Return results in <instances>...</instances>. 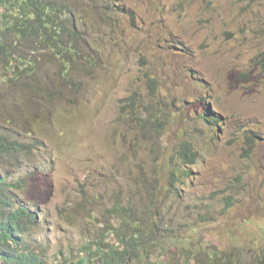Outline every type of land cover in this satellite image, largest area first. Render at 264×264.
<instances>
[{
  "label": "rangeland",
  "instance_id": "374dc122",
  "mask_svg": "<svg viewBox=\"0 0 264 264\" xmlns=\"http://www.w3.org/2000/svg\"><path fill=\"white\" fill-rule=\"evenodd\" d=\"M122 1L132 16L121 18L117 39L105 19L84 39L97 45L101 62L78 89L57 78L51 50L27 80L54 82L64 93L60 104L41 111L42 127L19 119L39 128L33 137L44 147L9 179L26 186L15 191L19 202L39 208L33 238L47 249V264L106 242L116 224L110 210L127 196L159 211L168 197H155L151 172L157 162L160 184L167 185L160 164L169 160L176 171L172 158L184 142L199 161L178 186L180 211L209 204L202 208L215 210V222L203 233L213 240L238 234L263 246L264 0ZM131 96L159 121L133 110ZM13 99L11 87L0 84V105ZM203 106L220 124L202 119Z\"/></svg>",
  "mask_w": 264,
  "mask_h": 264
},
{
  "label": "trees",
  "instance_id": "16d2710c",
  "mask_svg": "<svg viewBox=\"0 0 264 264\" xmlns=\"http://www.w3.org/2000/svg\"><path fill=\"white\" fill-rule=\"evenodd\" d=\"M125 15L131 17L132 11L122 0H0V84L9 85L14 93L13 101L0 105V264H47V249L33 238L40 231L39 208L34 203L19 202L15 191L26 186L9 179L11 172L40 158L44 147L33 137L39 128L20 125L19 119L30 117L42 127L41 111L60 104L64 93L54 82L28 86L27 80H33L40 70L37 63L44 59L42 52L51 50L59 62L57 78L67 82L66 89L75 91L101 62L96 43L95 48L84 39L105 19L116 40ZM37 52L42 56L30 60ZM30 105L36 106L37 112H28ZM139 105L135 96L129 98L133 110L148 116L147 120L159 121ZM203 108L206 123L220 124L211 110ZM6 116H10L9 122ZM176 152L172 158L176 171H172L169 160L159 167L161 175L167 177V185L160 184L157 162L150 175L155 197H168L158 203L159 211L153 213L143 198L138 201L127 196L123 203L116 202L110 210L116 224L108 231V240L82 245L62 264H264V234L263 246L251 240H245L249 242L245 245L238 234L213 240L203 233L215 222V210L202 208L209 204L180 211L182 195L178 186L183 179L191 178L187 167L199 161V153L189 142L180 144ZM178 162L183 166L177 167ZM2 167L7 168L5 174Z\"/></svg>",
  "mask_w": 264,
  "mask_h": 264
}]
</instances>
